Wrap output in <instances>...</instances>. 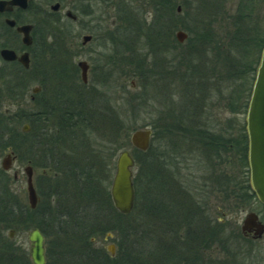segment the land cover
<instances>
[{
	"label": "trees",
	"instance_id": "16d2710c",
	"mask_svg": "<svg viewBox=\"0 0 264 264\" xmlns=\"http://www.w3.org/2000/svg\"><path fill=\"white\" fill-rule=\"evenodd\" d=\"M169 1L155 0L156 10L160 13L164 11L163 14L167 15L166 7L168 6V11L173 9ZM254 1L257 0H236L234 9L227 7L226 0H219L217 9L212 0L201 1V4H205L207 8L213 9L214 13L222 16L224 25L220 26L225 28H221V34H217L211 30L210 23L206 24L201 20L200 26L194 27L197 31L194 42L188 44L182 54H179L177 59L179 65L184 64L187 69V77L181 76L182 72L175 75L182 81L186 80L183 84L185 87L181 89L182 94L177 96L180 108L177 105V108L172 109L173 118H170L169 111L164 112L167 116L160 120L159 126L155 121L147 124L153 129V137L146 151L133 148L132 181L135 199L129 213L122 214L114 208L110 198L109 183L103 184L104 179L109 182L115 162L111 168V164L105 166L103 168L105 173L103 172L97 179V172L100 169L98 166L102 162H111L115 150L111 148L110 154L106 145L98 143L97 146L94 145L91 161L87 160L88 165L80 166V163L74 161L65 162L64 158H61L59 162L45 164L51 167L52 173L39 176L38 190L41 200L35 208H29L23 203L21 194L14 191L11 194L4 179L5 183H0V223L6 226L27 224L31 228L37 227L46 240L45 264H156L158 260L161 261L164 258L162 255H153L154 251L170 252L171 255L165 258L178 260L179 263L184 250L180 237L184 234V230L189 228L176 223L170 224L167 217L168 214L170 218L180 217L182 220L183 215L186 218V213L183 214L184 200L181 199L180 207H178L180 204L174 201L183 195L182 182L178 178L179 173L177 174L183 161L176 159L178 153L171 151V147L177 144L185 145L184 153L187 159L193 162V165H197L201 171L202 187L234 186L243 190L242 193H246L248 162L244 122L241 121L240 124L237 121L229 122L234 124V127L228 128L229 130L225 128L213 130L208 127L198 129L193 123L195 119L193 111H197V102L201 99L205 101L206 108L214 104L221 110L229 111L233 120L237 114L243 116L246 111L264 44V28H262L263 25H259L261 21L257 15V3ZM160 19V16L154 19L157 24L155 26L159 25V28L150 34L148 53L154 54L165 46L160 38L162 34H165L164 42L166 41L167 46L176 43L173 38H170L167 26L162 27ZM230 27L234 28L231 30ZM162 29L166 32L161 34ZM117 37L118 39L114 37L112 41L126 47L125 51L132 53V61L136 60L135 57L138 56L134 49L136 41L130 38L123 39L128 37L125 34L117 35ZM154 59L158 62L156 56ZM200 59L202 60L199 61L200 64L193 65V61ZM132 61L128 63V66L133 65L135 69L143 64L146 65L144 60L134 61V63ZM201 66L204 71H199ZM195 72L198 73L197 76H193ZM138 74L141 81L145 80L143 77L146 74L143 70L133 73V75ZM24 84L26 83L0 84V102L4 96L13 98L18 91L23 95ZM211 92H214L216 101L213 100ZM73 117L76 121L73 118L61 121V124H66V128L53 138H86L80 131L84 129L88 139L93 141L102 140L104 132L106 139L110 140V142L107 140V143L117 141L116 137L119 136L120 130L115 127L117 121L115 114L109 113L105 117L99 114L93 115L95 125L93 129H87V126L83 124L87 122L84 118L85 114L78 113ZM54 118V116L51 117V122L55 121ZM39 121V117L31 116L20 109L13 113L0 110V147L12 146L16 153L18 148L27 144V137L31 136L34 138L36 148L41 129L38 128ZM25 122L31 124L30 133H24L18 128ZM96 123H106L108 127L100 129ZM49 127L53 130L52 126ZM170 127L173 129L171 130ZM173 132L181 133L182 135H177L180 139L177 140ZM100 134L101 136H98ZM46 139L49 140L48 135ZM155 143L157 145H154ZM197 156L202 162L204 160V163H201ZM30 158L37 161L36 157L30 156ZM39 164L43 165L41 162ZM172 165L177 170H173ZM3 177L9 179L7 175ZM161 196L166 197L165 201L161 199ZM6 199H9V202ZM158 222L162 225H157ZM150 223L154 228H142ZM106 231L112 232L113 236L109 237V240L115 241L118 245L117 255L114 257L101 247H91L90 236L95 232ZM207 232H205L204 242L206 246L210 241ZM164 238L170 240L168 246L164 245ZM155 239L158 240L157 247L153 246ZM11 252L12 249L0 245V264H32L28 252L17 251L19 252L17 256Z\"/></svg>",
	"mask_w": 264,
	"mask_h": 264
},
{
	"label": "flooded vegetation",
	"instance_id": "af4514ba",
	"mask_svg": "<svg viewBox=\"0 0 264 264\" xmlns=\"http://www.w3.org/2000/svg\"><path fill=\"white\" fill-rule=\"evenodd\" d=\"M66 1L69 3L68 6L65 5ZM132 1L133 0H54L50 2V0H0V84L8 82L21 83V81H23L22 83H29L31 79L37 82L36 85L31 87L29 93L25 89L23 94V96H25L28 93L30 100L35 101L38 106L39 109L37 112L27 114L39 117V128H41L38 138L39 142L36 148L34 138L31 136L27 137L28 141L26 148L29 155H27L28 158L23 167L26 181L27 174L24 168L27 166L31 167L32 182L36 193V202L32 208H35L41 200V195L38 190L39 176H46L52 173L51 167L46 166L47 164L54 163L55 161L59 162L61 158H64L65 162H67L74 153H78L80 157L84 159L83 161H91L94 154V145H98V143H95L92 139H88L87 132L84 129H80V131L86 138H53V136H57L61 130L66 128V124H61L63 119L72 118L78 113L85 114L86 117L84 118L87 119V122L83 123L82 121L81 123L87 126V129H93L95 126L93 115L99 114L105 117V115L111 113L117 116L115 127L120 131L124 128V123L121 120L122 114L118 106L119 101L117 103L110 102L114 97L103 98L104 103L97 105L95 108L94 93L98 91L96 90V83L99 82L102 87H105L104 89L109 87L113 88L116 84L115 92L116 94L119 93V95L116 96L122 100V94L126 87L127 73L132 78L135 77V75H133L134 72H140L141 70L145 72L146 75L143 77L145 80L143 81H141L139 74L136 75L139 81L138 86L140 85V87H142L141 92H138L141 96L145 95V93L142 94L143 90L147 89L151 80L156 78L159 74L157 61L155 59L152 61L151 65H139L141 68L138 67L135 71H131L130 73L126 72L125 68H127L128 63L132 61V53H129L125 58L124 54L121 52H125V49L122 50L117 48L114 42H112L114 46L111 47L112 53L105 57L107 59L103 58L101 61H95L94 59L95 52L93 47H90V42L94 39L98 40L99 38H97V36L99 37V34L110 35L111 40H113V35L130 34L134 30L136 31V27L134 26H127V29L131 31L125 30V26H122L125 24L126 19L135 16V14H131V11L128 10V8H132L130 7ZM212 2L215 3L214 7L217 9L219 0H212ZM108 17L115 19L112 20L111 27L103 28L93 26V19ZM120 19H124V22H120ZM67 20L74 23L71 31L66 29L65 25ZM21 27L28 28L21 30ZM76 29H80V31L76 32ZM78 39L81 40L79 44L77 42ZM3 50L12 51L15 55L10 58L11 55L3 53ZM132 62L134 63V61ZM165 67L166 64L164 66V71L168 79L169 73H171L172 70H168ZM164 71L162 70V73H164ZM130 85L131 87H136L135 81L131 79ZM164 85L166 86L165 100L158 99L159 103H157V107L159 106L158 108L161 107V109L163 108L165 110H162L163 112L160 113L159 119L157 118L154 120L157 126H159L160 120L167 116L164 112L172 111V101L170 100L172 98H169L172 92L171 89H169L170 87H168L167 80L164 82ZM120 92L123 93L120 94ZM99 98L100 96L98 99ZM140 98L137 95L134 96V103H132L134 106H132L133 108H136V106L138 107V104L140 105ZM187 108H189V106ZM209 109L212 108H206L205 101L202 99L197 102V111H193L195 115V119L193 120L194 125L198 129L208 127V129L222 130V125H220V123H215L214 120L213 124L207 122L211 117L209 115L206 116L205 112H208ZM245 112L243 113L244 128ZM52 116L55 117V121L53 122H51ZM73 120L76 121L75 118H73ZM24 124L28 125V128L25 130L22 129ZM96 125L100 129H106V127H108L106 123H96ZM144 125L143 128H150L152 131L150 139L151 144L153 129L147 124ZM233 125L234 124H227L229 127L223 128L229 130L228 128L234 127ZM49 126H52L53 130H51ZM22 128V132L24 133H30L32 129L29 122L23 123ZM47 135L49 140L46 139ZM7 148L9 152L6 153V156L10 154L12 161L11 166L8 169H4L2 167V161L6 156L2 158L0 165V183H5V179L8 190H10L12 194L13 185L18 180V175L17 171H15L8 180L3 177L4 175L6 176L8 171L13 167L12 163L15 159V155L10 150L11 147L7 146ZM30 156L33 158L36 157L37 160L43 164L41 165V171L39 173H36V166L33 164L34 161ZM53 174L56 175L55 173ZM247 178L246 193H242L241 191L243 190L234 188V186L226 188L221 186L218 188L209 187L208 189L207 187H203V191H200L202 195L198 197L199 202L193 199L189 189L182 184L183 195L178 198L184 200L186 212L183 208V214L186 213V218H184V215L182 220L180 217L170 218L167 214L170 224L174 225L176 223L189 228L184 230V234H181L180 237L184 245L182 255L181 257L179 256L181 261L178 263V260H171V258L168 257L165 258L171 255L170 252L154 251L153 255H162L164 258L161 261L158 260L156 264H209L211 257L217 254V252L221 253L223 249L227 250L228 248H232V237L229 235L225 236L222 230L224 220L221 219L215 223L214 219L211 220V217L207 213L208 210L205 208L211 205L209 199L210 196H212L211 194H214L212 192L215 189L219 192L224 191L226 196H221V198L228 202V204H226L228 208H230L231 205L233 206V202L236 203V200L239 201L243 196L245 197V202L248 205V212L246 215L248 213H253L255 217L250 222H247L244 227L243 220L246 218V215L243 217L240 223L241 236L248 241L261 239L264 236V204L259 201L250 186L249 170ZM26 181V202L24 203L31 208L28 200ZM227 191L233 193L230 194ZM1 194L3 193L1 192ZM164 198L166 199L165 196ZM6 201L9 202V199H6ZM201 202L203 204H201ZM217 210L220 211L221 214H225L221 208L217 207ZM255 224L262 225L263 230L260 235L255 233ZM211 226L213 227L211 228ZM206 231H208L207 234L210 237L207 246L204 243ZM211 234L213 237L210 236ZM8 236L12 237L11 231L8 232ZM168 242H170V240ZM211 244L213 245L211 246ZM210 248L214 249V251H211ZM108 254L114 257L117 255V251H115L114 255H111L109 252Z\"/></svg>",
	"mask_w": 264,
	"mask_h": 264
},
{
	"label": "rangeland",
	"instance_id": "374dc122",
	"mask_svg": "<svg viewBox=\"0 0 264 264\" xmlns=\"http://www.w3.org/2000/svg\"><path fill=\"white\" fill-rule=\"evenodd\" d=\"M54 1V0H50ZM202 0H170L169 3L170 5H172L173 9H169V11L167 10L168 6L166 7V13L167 15L163 14V12H158L156 10V4H155V0H133L132 4L130 5V7L132 8H128V10L131 11V14H135V16H131L130 19H126V22L124 25L125 26V30L131 31L129 29H127V26H134L136 27V31L134 30L132 33H126L125 35L128 37H124L123 39L126 38H130L131 40L136 41L134 43V49L136 51V54L138 56H136V60L134 61H138V60H144V63L146 65H151L152 61L154 60V57L156 56L158 62H157V67H158V71L159 74L157 75V79L153 78L149 84V87L147 89H144L142 94L145 93L144 96H141L138 92H141L142 87H140L139 81L137 79V76L135 75V77H130V75L126 76V87L123 92H120V94L123 95L122 100L118 98L119 95L116 94V84L112 87H109L107 89H104L105 87H102V85L98 82L96 83V91L94 94V102L95 104V108L97 107V105L99 104H103L104 103V99L103 98H107V97H114L112 98L113 100H110L111 103H117L119 101V107H120V113L122 114V121L124 123V128L121 129L120 134H118L119 136L116 137L117 141L115 143H109L110 140L106 139V135L104 132L103 137H101L102 140H96L95 143H102L103 145H106L109 152L111 151V148L115 149L114 150V155L111 157V162L109 161L108 163L102 162L98 167L100 168L99 171L97 172V179H99V177H101V174L104 171V167L107 165L111 166L113 165V163L115 162V157L116 155L120 152V150L126 148L129 149L130 153H133V147L130 145L129 143V135L131 133V131L133 129L136 128H143L145 125L144 124H149L150 122H153L154 120H156L157 118H160V113L163 112L165 109H161L157 107V103L158 99L162 100L165 97V88L166 86L164 85V82L167 80V84L169 85L168 87H170L169 89H171V94L169 95V98L171 97L172 99H170L172 101V109L177 108L178 105V97L180 96L181 93V89L184 88L185 86L183 84H185L186 80L182 81L180 80L178 77H175L176 74H181L182 75H186L187 73V69L185 67L184 64H180L178 63L177 59L179 54H182L183 50L185 49V47L194 42V38L196 37V30H194L195 26H200V21L202 20V22L208 24L210 23V25H212L211 30L215 31L217 34H221V28H225V27H221L222 25H224L223 22V18L219 13H214L213 9H209L207 8V6L205 4H201ZM235 1L236 0H226V5L227 7L230 8H235ZM53 3V2H52ZM254 3H257V15L258 18H260V26L263 25L262 28H264V0H257L254 1ZM65 5H69L68 1H66ZM263 5V7H262ZM179 8V9H178ZM165 9V7L163 8ZM202 12V13H201ZM208 12V13H207ZM213 12V13H212ZM211 13V14H210ZM165 15V16H164ZM161 17L160 19V23L162 24V27L167 26V28L169 29L170 32V38H173L174 41L176 42L175 45L170 44L171 46H167L166 45V41L164 42V38H165V33L166 31H164V29L160 30L161 34L160 38L163 41V44L165 46H163L162 48L158 49L156 51V53H148L147 50L149 48V43L151 42V36L150 34L156 30L157 28H159L158 26H155L156 22L154 21V19H156L157 17ZM228 16V15H227ZM201 18V19H200ZM200 19V20H198ZM112 19L111 17L108 18H96L93 19V26L94 27H111L112 25ZM86 21V20H84ZM89 21V20H88ZM120 22H124V19H120ZM154 21V22H153ZM164 24V25H163ZM157 25V24H156ZM221 25V26H220ZM66 29H69L68 31H71L72 27L74 26V23L70 22L69 20L66 21ZM76 26V24H75ZM183 26L185 28H183ZM142 27V28H141ZM161 27V28H162ZM170 27V28H169ZM176 27V28H175ZM189 28V29H187ZM231 30L234 27H230ZM229 28V30H230ZM152 29V30H151ZM124 30V31H125ZM177 30H182L184 31L187 35L185 38H183V40L181 42H179L176 39L175 33L177 32ZM199 30V29H198ZM80 29H76V32H79ZM62 32L64 33V31L62 30ZM100 32V31H97ZM102 33V32H101ZM122 36V35H121ZM114 37H117V35H115ZM97 39H94L92 42H90V47H93V50L95 52V56L94 59L95 61L99 60L101 61L103 58H105L108 54L112 53L111 47L114 46V43H112L113 41L111 40V36L110 35H101L99 34V37L97 36ZM102 38V39H101ZM81 40L78 39V44ZM115 41V40H114ZM118 43L115 44V46L117 48L120 47V49L124 50L126 49V47H122L120 45H118ZM122 54H124L125 58L128 56V51L123 52L121 51ZM215 55V53H214ZM204 57L202 56V59ZM76 61V60H75ZM199 61L200 60H195L193 61V65H197L200 64ZM90 62V61H89ZM164 63V65H163ZM166 64V67L168 70H172L171 73H169L168 79L166 78V73H165V69L164 66ZM126 72H131L132 70H136L135 67L133 65H131L130 67L127 66V68H125ZM162 70L164 71V73H162ZM204 71V68L201 66V68L199 67V71ZM179 71V72H178ZM195 71H198V68H195ZM194 73L193 76H197L198 73ZM134 80L136 83V87H131L130 85V80ZM144 80V79H143ZM190 79H188L189 81ZM23 82V81H21ZM91 83V82H90ZM18 84V83H17ZM37 82L33 81V79L30 80L29 83L26 82V84H24L25 86H23V90L26 89L28 91V93L30 92V89L33 85H36ZM115 92V95H114ZM16 93V92H15ZM14 93V94H15ZM26 94L25 96H23L20 91L17 92V94H15V96H13V98H8L5 97L2 99V101L0 102V110L2 112H15L17 110H21L24 113H31V112H37L38 111V106L36 105L35 101L30 100L29 98V94ZM19 94V95H18ZM4 95V93H3ZM137 95L141 96V98L139 99L141 101L140 105L138 104V107L136 108H131L132 103H134L133 100L134 96ZM211 95H213L214 97V101H216V96L214 94V92H211ZM22 96V97H21ZM100 96V98L98 99V97ZM218 97V96H217ZM2 98V97H1ZM165 100V99H164ZM99 102V103H97ZM183 103V101H182ZM178 107L180 108V105H178ZM212 109H209L208 112H205L206 116H210L211 118L208 119L207 122L212 123L213 124V120L215 121V123H220V125H222V129H224L223 127H229L227 126V124H229V122L231 123H235L237 121V123L240 124L241 121L244 120L243 116L241 114H237V116H235L234 120H233V116L230 114L229 111L226 110H221L219 108H217L214 104L212 106H210ZM173 109V110H174ZM163 110V111H162ZM173 110L170 111L171 115L170 118H173ZM158 111V112H157ZM169 118V119H170ZM40 123V122H38ZM144 125V126H143ZM19 130L22 131V123L19 125ZM39 128V126H38ZM170 129L172 130L173 128L170 127ZM107 133V132H106ZM5 136V133H3ZM173 134H176V139H180V137H178L177 135H182L181 133H177V132H173ZM98 136H101L98 135ZM27 140V139H26ZM107 140L109 141L107 143ZM28 141V140H27ZM180 142L182 140H179ZM154 145H157L156 143ZM10 150L13 152V154L15 155V159L13 160V167L8 171L7 175L9 177H12L13 173L15 171H17V175H18V180L16 181V183H14L13 185V191L15 193L21 194V198H22V202H26L25 201V197H26V177L23 171V167L26 164V157L27 155H29V153L27 152V148L26 145L22 146L20 148H18L19 150L16 151V153L18 154V156L16 157V153L14 151V149L12 148V146H10ZM171 151H174L176 153H178L177 156V160L178 161H183L180 164V171L177 172L178 178L179 180L182 182L183 186H186L189 191L192 194V197L194 200L198 201V197H201L202 192L203 191V187H202V182H201V171H199V167L197 165H193V162H190L189 159H187L185 152V145H175L171 147ZM9 152V149L7 147H0V165H1V160L4 156H6V153ZM32 154V153H30ZM111 154V152H110ZM22 155H24V157H22ZM102 155H104V153L102 152ZM111 156V155H110ZM199 156V155H198ZM197 156V157H198ZM198 160L201 163H204V160L202 162L201 158L198 157ZM34 160L35 166H36V173H39L41 171V165L39 164L40 162L37 160ZM106 161V160H105ZM209 164V162H206ZM234 164H237L236 162H234ZM229 165H231L229 163ZM189 167V168H188ZM1 168V166H0ZM97 168V167H95ZM172 169L173 170H177L175 169V166L172 165ZM114 170H115V163H114V168L112 169V172L110 174V180L109 182H107L106 179H104L103 184L105 183H111V179L113 177L114 174ZM179 170V169H178ZM227 170V169H226ZM235 172H237L236 169ZM111 171V170H110ZM209 187H207L208 189ZM228 193L232 194L233 192L231 191H227ZM214 194H211L212 196H210V201H211V205L206 206L205 208L208 210V214L211 217V220L214 219L215 223L218 222V220L223 219V224H222V230L224 231L225 236L229 235L230 237H232V243L233 246L232 248H228L223 249L222 252H217V254L213 255L211 257V260L209 262V264H264V236L261 239L258 240H254V241H248L245 238H243L241 236L240 233V223L243 219V217L246 215V213L248 212V205L245 202V197L241 196L242 198L238 201L236 200V203L233 202V206L231 205L230 208H228L226 206V204H228V202H226L223 198H221V196H226L224 191L223 192H219L217 189L213 190ZM161 198H163L161 196ZM163 200L165 201V198H163ZM176 203H181V198H178L176 200H174ZM199 202V201H198ZM201 204H203L201 202ZM169 205V204H168ZM171 206V205H169ZM178 206H182L181 204ZM217 207L221 208V210L223 212H225V214H221L220 211L217 210ZM186 212V209H185ZM140 215V214H139ZM142 217L140 216V219ZM147 219L148 216H147ZM151 219V218H150ZM162 225V223H157V225ZM156 225L157 229L158 226ZM154 228V226L150 223L148 225H144L142 228ZM213 226H211L212 228ZM32 228L25 224V225H21V226H6L2 223H0V245L3 247L5 246L6 248H10V250L12 249V252L15 256L19 255L20 250L25 251L26 253L28 252L29 254V250H30V243L28 240V232L31 230ZM155 229V230H157ZM11 230H13L12 233V237L8 236V232H10ZM152 230V229H151ZM166 230H169V228H166ZM153 232V230H152ZM108 233H111V231H106L104 233H100V232H95L93 235L90 236V242H91V247L93 248H102L104 249L107 253L108 251L106 250L105 246L107 244H109L110 241L109 236L107 235ZM156 233V231H155ZM166 234L168 235V231L166 232ZM113 236V234H112ZM165 239V238H164ZM166 240V241H165ZM163 240L164 245L166 244L167 246L169 239H165ZM44 241L45 238H44ZM115 242V241H114ZM113 242V243H114ZM166 242V243H165ZM115 251H117V243L115 242ZM158 244V240H154L153 242V246L157 247ZM46 245V242H45ZM213 244H211L212 246ZM15 249L17 250L15 252ZM211 251H214V249L210 248ZM227 252V253H226ZM14 259V258H13ZM15 260V259H14Z\"/></svg>",
	"mask_w": 264,
	"mask_h": 264
},
{
	"label": "water",
	"instance_id": "95a60500",
	"mask_svg": "<svg viewBox=\"0 0 264 264\" xmlns=\"http://www.w3.org/2000/svg\"><path fill=\"white\" fill-rule=\"evenodd\" d=\"M28 27H21L24 29ZM186 33L177 30L176 39L181 42L186 37ZM3 53L10 54V58L15 55L12 51L3 50ZM36 90V89H34ZM28 125H23V130ZM245 130L247 134V162L249 170L250 186L261 203L264 204V44L260 52V59L256 67L254 80L251 87L250 96L245 112ZM152 131L150 128H137L131 131L129 135L130 145L138 150L146 151L150 144ZM11 156L8 154L2 161V167L8 169L11 166ZM133 167L134 159L129 149H122L115 159V170L111 179L109 193L114 208L122 213L127 214L132 210L135 192L133 186ZM27 174V192L30 207H34L36 202V193L32 182L31 167L24 168ZM255 214L248 213L243 220V227L250 222ZM257 235L262 233V225L255 224ZM13 233V230H11ZM112 237L111 233L107 234ZM30 243L29 255L32 264L45 263V244L44 235L34 227L28 232ZM106 250L114 255L115 244L110 242L105 246Z\"/></svg>",
	"mask_w": 264,
	"mask_h": 264
},
{
	"label": "bare ground",
	"instance_id": "6f19581e",
	"mask_svg": "<svg viewBox=\"0 0 264 264\" xmlns=\"http://www.w3.org/2000/svg\"><path fill=\"white\" fill-rule=\"evenodd\" d=\"M72 118H74V117H72ZM83 160L84 159H82V157H80V155L78 153H74V155L72 157H70L67 162L71 163L72 161H74L76 163H80V166H82V164H83V166L88 165L87 161L85 160L86 163H84Z\"/></svg>",
	"mask_w": 264,
	"mask_h": 264
}]
</instances>
